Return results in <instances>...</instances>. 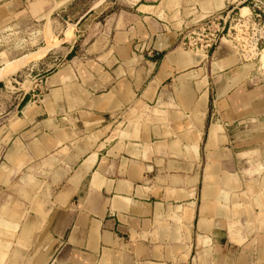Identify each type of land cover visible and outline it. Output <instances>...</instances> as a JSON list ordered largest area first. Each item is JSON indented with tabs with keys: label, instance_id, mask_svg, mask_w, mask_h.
<instances>
[{
	"label": "crops",
	"instance_id": "1",
	"mask_svg": "<svg viewBox=\"0 0 264 264\" xmlns=\"http://www.w3.org/2000/svg\"><path fill=\"white\" fill-rule=\"evenodd\" d=\"M74 1L0 0V34L43 22L34 60L0 52V95L32 79L0 103V264H264L263 69L178 48L238 0Z\"/></svg>",
	"mask_w": 264,
	"mask_h": 264
},
{
	"label": "built area",
	"instance_id": "2",
	"mask_svg": "<svg viewBox=\"0 0 264 264\" xmlns=\"http://www.w3.org/2000/svg\"><path fill=\"white\" fill-rule=\"evenodd\" d=\"M223 40L242 62L256 59L260 65L259 56L264 53V0H238L235 5L206 13L184 27L179 45L206 55Z\"/></svg>",
	"mask_w": 264,
	"mask_h": 264
},
{
	"label": "rangeland",
	"instance_id": "3",
	"mask_svg": "<svg viewBox=\"0 0 264 264\" xmlns=\"http://www.w3.org/2000/svg\"><path fill=\"white\" fill-rule=\"evenodd\" d=\"M92 2V0H75L72 5V13L76 16L80 14L81 12L85 11V8ZM106 4L101 5L98 7V9H94L90 12V15H85L82 19L77 20L73 25L77 24L76 30L77 34H81L85 31L88 33H96L99 29V23H102L103 19L105 18V14L109 11V6L106 7ZM43 24L42 21L38 22H31V21H25V23L21 26L13 27L9 29L7 32L0 34V52H4L8 58L13 57H22L25 55L24 61L26 63L32 61L35 59L36 55L31 53L33 49V46L41 39V25ZM53 38V37H52ZM60 38V37H59ZM80 38V37H79ZM73 38H71L72 40ZM55 40V39H54ZM56 42V40H55ZM15 45H18L15 47ZM182 51V50H181ZM183 52H189V51H183ZM190 54H193L189 52ZM236 54V53H235ZM238 57V55L236 54ZM261 61L264 58V56H261ZM239 58V57H238ZM2 61V58L0 56V63ZM256 63V66H261V62H259L260 65H258L256 59L243 64H252ZM250 70V68H249ZM264 72V69L262 70ZM27 69L24 68L15 75L12 76L14 81H11V84L5 83L6 85V91L5 89L2 90V93L0 95V103H2L3 107H6L7 109L15 108V105L18 101V95L21 94L22 91H26L31 86V77L26 75ZM15 73V71H14ZM13 73V74H14ZM8 76L4 72L2 75V79H5ZM16 81L18 83H16ZM39 84V83H38ZM18 89V90H16ZM18 96V97H17ZM1 107V106H0ZM4 113H2L3 115ZM2 118L0 117V120ZM1 124V123H0Z\"/></svg>",
	"mask_w": 264,
	"mask_h": 264
},
{
	"label": "bare ground",
	"instance_id": "4",
	"mask_svg": "<svg viewBox=\"0 0 264 264\" xmlns=\"http://www.w3.org/2000/svg\"><path fill=\"white\" fill-rule=\"evenodd\" d=\"M241 11L244 13L245 11H246V9H245V7H243L242 9H241ZM178 48H180L181 50H184V51H189V52H192V53H195V54H199V55H201L203 58H204V54L202 53V52H194V51H191V50H187V49H184V48H182L180 45H178ZM261 56H264V53L262 52V53H260V56H259V60H258V62H261V66H260V68L261 69H264V58L262 59V61H261ZM245 63H248V62H245ZM4 74V72H1L0 73V80H2V75Z\"/></svg>",
	"mask_w": 264,
	"mask_h": 264
}]
</instances>
